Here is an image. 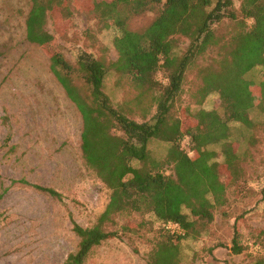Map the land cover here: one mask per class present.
Segmentation results:
<instances>
[{
  "label": "trees",
  "instance_id": "trees-1",
  "mask_svg": "<svg viewBox=\"0 0 264 264\" xmlns=\"http://www.w3.org/2000/svg\"><path fill=\"white\" fill-rule=\"evenodd\" d=\"M237 1L240 15L235 8ZM91 2V11L101 26L119 31L113 39L118 61L107 65L103 59L81 52L73 66L58 50L48 57L49 70L81 117L82 163L109 191L108 202L92 226L84 228L71 220V230L78 241L65 264H85L94 248L115 237L117 217H141L133 226H119L124 234L138 236L148 225L151 229V223L144 219L147 214L162 224L147 264H179L181 241L199 236V227L213 220L215 208L227 204V188L238 190L240 196L247 192L241 187L247 181L243 163L256 141L250 111L264 112V0ZM158 7L156 17L144 31L128 28L131 18ZM56 9L64 10L61 0H29L24 19L27 43L42 51L52 46L54 37L46 27ZM108 19H112L110 26ZM247 19L252 20L250 25L246 24ZM224 22L237 25L226 40L218 38L214 29ZM177 35L189 40L180 56L173 53L172 38ZM193 68L200 79L201 99L216 93L222 113L199 109L193 115L196 124L182 131L180 117L173 116L171 110L182 91L185 74ZM255 68L263 74L257 83L245 78ZM110 70L118 73L117 83L124 81L133 94L118 106H113L104 92ZM159 72L166 80L164 85L156 80ZM75 77L83 82L85 92L75 83ZM147 98L144 105L143 99ZM133 106L142 112L139 121L128 117ZM151 107L153 114L147 119ZM230 123L238 124L234 128L244 131L240 138H233ZM185 137L190 140L191 157L181 148ZM152 140L169 143L166 158L171 165L170 174H166L161 163L149 159L148 144ZM213 145L218 151L208 149ZM133 162L141 163L140 167H134ZM224 173L227 182L222 180ZM35 188L61 198L53 189ZM166 223L178 225L183 235L169 234L163 228ZM235 223L229 252L239 255L246 251L249 242ZM261 234L251 238L260 251L250 264H264Z\"/></svg>",
  "mask_w": 264,
  "mask_h": 264
},
{
  "label": "rangeland",
  "instance_id": "rangeland-1",
  "mask_svg": "<svg viewBox=\"0 0 264 264\" xmlns=\"http://www.w3.org/2000/svg\"><path fill=\"white\" fill-rule=\"evenodd\" d=\"M91 1L61 0L64 10H54L46 27L54 37L52 46L42 51L24 40L29 0H0V264H65L78 241L71 230V220L84 228L90 227L108 202L109 191L82 163L81 117L49 70L48 60L58 50L73 66L81 52L91 53L107 65L118 61L113 39L119 31L101 26L91 11ZM235 8L239 14V1ZM158 10L159 7L131 18L128 28L144 31ZM111 20H107L109 26ZM251 23V19L246 20L247 25ZM214 29L218 38L226 40L237 25L224 22ZM172 39L173 53L177 56L185 53L189 40L179 35ZM163 77L159 72L156 80L164 85ZM245 78L257 83L263 74L260 68H255ZM117 79L118 73L110 70L104 82V92L113 106L133 97L128 85L124 81L118 84ZM74 80L84 92L87 90L78 77ZM199 86L197 69H190L171 110L173 116L180 117L182 131L196 124L193 115L199 109L222 113L218 95L211 93L201 99ZM148 100L143 99V104ZM132 110L128 117L139 121L142 112L136 106ZM152 114L151 107L147 119ZM250 117L255 123L252 135L256 141L250 147V157L243 163L247 181L241 187L247 192L240 196L238 190L227 188V204L215 208L213 220L199 227V236L181 241L179 264H250L260 251L251 238L260 233L264 237V112L251 110ZM229 125L234 131L233 138H240L244 131L234 128L238 124ZM168 147L169 143L160 140L148 144L149 159L161 163L166 174L171 172L166 158ZM181 148L185 152L183 141ZM208 149L218 151L214 145ZM140 165L133 162L136 168ZM226 178L224 173L222 180L227 182ZM35 187L53 189L61 198L51 197ZM144 219L151 223V229L148 225L136 236L122 233L119 226L123 223L133 226L141 217H117V235L94 248L85 264H147L162 224L151 214ZM234 223L249 242L246 251L239 255L229 252Z\"/></svg>",
  "mask_w": 264,
  "mask_h": 264
},
{
  "label": "built area",
  "instance_id": "built-area-1",
  "mask_svg": "<svg viewBox=\"0 0 264 264\" xmlns=\"http://www.w3.org/2000/svg\"><path fill=\"white\" fill-rule=\"evenodd\" d=\"M182 141L186 145V148H185L186 154L189 157L193 156V152L191 151V148H190V140H189V138L188 137H185ZM164 227L166 229H168V230H171L172 233H174V234L183 235L182 231L180 230V228L176 224L166 223Z\"/></svg>",
  "mask_w": 264,
  "mask_h": 264
},
{
  "label": "crops",
  "instance_id": "crops-1",
  "mask_svg": "<svg viewBox=\"0 0 264 264\" xmlns=\"http://www.w3.org/2000/svg\"><path fill=\"white\" fill-rule=\"evenodd\" d=\"M255 212H256V210L255 211H252L250 214L253 215Z\"/></svg>",
  "mask_w": 264,
  "mask_h": 264
}]
</instances>
